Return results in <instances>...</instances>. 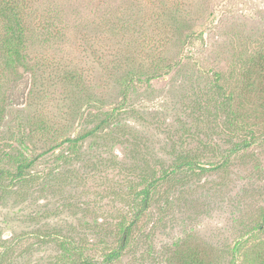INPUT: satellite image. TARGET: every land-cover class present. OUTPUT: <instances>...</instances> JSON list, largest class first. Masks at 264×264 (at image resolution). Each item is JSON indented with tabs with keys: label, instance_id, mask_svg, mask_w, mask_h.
I'll return each instance as SVG.
<instances>
[{
	"label": "rangeland",
	"instance_id": "1",
	"mask_svg": "<svg viewBox=\"0 0 264 264\" xmlns=\"http://www.w3.org/2000/svg\"><path fill=\"white\" fill-rule=\"evenodd\" d=\"M6 1L24 61L0 10V264H264V115L240 84L264 0ZM250 124L263 139L224 158Z\"/></svg>",
	"mask_w": 264,
	"mask_h": 264
},
{
	"label": "trees",
	"instance_id": "2",
	"mask_svg": "<svg viewBox=\"0 0 264 264\" xmlns=\"http://www.w3.org/2000/svg\"><path fill=\"white\" fill-rule=\"evenodd\" d=\"M1 7V6H0ZM1 12H3V15L5 14L8 17V21H9V25H8V32L6 33V46H7V54H8V61L11 65V67L13 68L14 71H17L20 65V62H23L24 60V55L22 54V44H23V37H24V29L22 28L21 25V19L19 17V14H17V10H16V5L11 4V2H7L6 4H4L1 8H0ZM244 64H245V68L242 69L241 73H240V84L242 82V93H247V94H256L257 98H258V105L256 108H254L252 115L253 116H258L260 117L261 114L264 115V47L262 50H260L258 53L254 54L253 56H251L248 60H243ZM242 62V63H243ZM214 73V77L215 79V86H216V92H218L219 94L225 95L228 94V92H226V88L224 89V87L222 86V84L219 83V80L221 79V77H224V73L223 71L217 69L215 70L212 69L211 70ZM226 74V73H225ZM242 77V80H241ZM239 87V86H237ZM223 90V91H220ZM255 96V95H254ZM228 97V96H227ZM225 98L226 100H231V96H229V98ZM233 115V114H232ZM111 117H113V114L108 115L107 118L102 119L93 129L88 130L82 134H80L79 136L76 137H72V138H66V140H64V142H68V143H72L73 145L78 144L80 141H83L84 139L88 138L89 136H92L95 134V132L100 129L101 126H103L104 124L106 125L111 119ZM230 121H233V117H230ZM256 119V118H255ZM254 124H250L248 125V127L242 128V130H247L248 131V139L245 140H241L238 143L233 144V147L229 150V153L224 156V158L229 157L232 153H236L239 150L242 149H246L249 147L254 146V144L259 143L262 139L263 136H257L256 135V131L252 128ZM241 130L240 128H238V131ZM176 169L177 170H182L184 168H195L196 166H200L203 169H222L224 167L225 164H213L212 166H201L202 164L199 163V161L193 157V156H189V155H185L182 157H179L178 159H176ZM226 163V162H224ZM24 165L19 166V172H17L16 176L22 177L23 175V169ZM163 178H165V176H163ZM159 180H157L158 182ZM153 186H148L144 192L145 197L143 200V204H142V209L140 210L141 213L143 210H145L148 205H149V201H150V194H151V188ZM138 213L136 214V217H138ZM134 223V221L131 222V224H129V226L127 228H125L124 233L122 235L121 238V242H120V246L118 247L117 250H114L113 252H111L109 254V257H116L119 255V253L121 252V250H123L126 247L127 241H128V234H129V229L131 227V225ZM262 227V226H261ZM64 244V242H62ZM80 264H91V262H89L88 260H82L80 261ZM233 264H236L233 262Z\"/></svg>",
	"mask_w": 264,
	"mask_h": 264
}]
</instances>
